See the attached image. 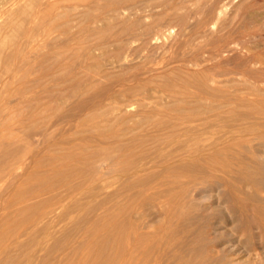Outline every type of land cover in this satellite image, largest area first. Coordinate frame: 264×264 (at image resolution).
Masks as SVG:
<instances>
[{
  "label": "rangeland",
  "instance_id": "rangeland-1",
  "mask_svg": "<svg viewBox=\"0 0 264 264\" xmlns=\"http://www.w3.org/2000/svg\"><path fill=\"white\" fill-rule=\"evenodd\" d=\"M36 2L0 0V264H264V0Z\"/></svg>",
  "mask_w": 264,
  "mask_h": 264
},
{
  "label": "bare ground",
  "instance_id": "bare-ground-1",
  "mask_svg": "<svg viewBox=\"0 0 264 264\" xmlns=\"http://www.w3.org/2000/svg\"><path fill=\"white\" fill-rule=\"evenodd\" d=\"M33 1V0H32ZM35 1H37V0H35ZM29 3L28 4H30V1H28ZM27 3V2H26ZM35 3V2H34ZM37 3V2H36ZM17 4V3H16ZM21 5H23V1L21 2ZM27 5V4H26ZM24 6V7H20V9L17 11V12H15V13H17V14H21V15H24V13H27V11L29 12V10H28V6ZM44 5L45 4H42L41 3V0H40V2H38L37 4H36V8L35 7H33L35 10L32 12V9L33 8H31V12H32V14H31V16H30V18L33 16V14H35L36 12H39L40 11V9H42V7H44ZM47 5V4H46ZM30 7H31V4L29 5ZM35 6V5H34ZM50 6V5H49ZM48 6V7H49ZM27 8V9H26ZM45 9H47V8H45ZM50 9H52V8H50ZM49 9V11H51ZM49 11H47V13H49ZM35 12V13H34ZM44 12H45V10H44ZM46 13V12H45ZM27 15V14H26ZM10 16V15H9ZM28 16V15H27ZM27 16H26V18H27ZM37 16V15H36ZM28 18H29V16H28ZM27 18V19H28ZM25 19V18H24ZM7 23L9 24V25H11V23H12V19L11 18H9L8 19V21H7ZM2 28V27H1ZM8 28V27H7ZM16 28H18V26L16 27ZM16 30V29H15ZM18 31H16V32H13L14 34L15 33H17ZM31 32V31H30ZM30 32H28L29 34L28 35H30ZM7 33V32H6ZM4 34V35H2L1 33H0V116H2V103H4V101L6 102L7 100L6 99H8L7 97H6V95H4V92H6L7 91V89L6 88H11V86L13 85V83H14V79L13 78H10V77H7L8 75H10V76H15V74H16V72H18V71H20V67L19 66H17V68H14V69H12L11 67H9L8 66V64H7V62H8V59H9V57H14V58H22V54H23V50H22V46H20V45H18L17 44V41H16V37L14 36V35H10L9 33H7V34ZM32 33V32H31ZM16 35V34H15ZM28 35L26 36V37H28ZM24 36H25V33H24ZM17 37H18V35H17ZM31 37V36H30ZM26 39V38H25ZM30 39V38H29ZM27 40V39H26ZM32 41V40H31ZM30 41V42H31ZM27 42V44H28V41H26ZM6 45H10L11 46V52H10V54H5L4 53V48H5V46ZM24 57V56H23ZM12 59V58H11ZM12 61V60H11ZM11 61H9V62H11ZM16 64V63H15ZM17 65V64H16ZM9 78V79H8ZM5 89H6V91H5ZM9 90V89H8ZM12 92V91H11ZM8 95V94H7ZM9 96V95H8ZM9 102V101H8ZM5 124V123H4ZM0 134H1V132H0Z\"/></svg>",
  "mask_w": 264,
  "mask_h": 264
}]
</instances>
